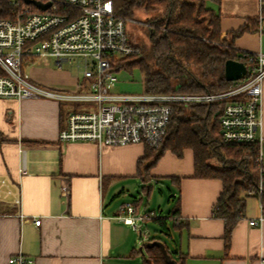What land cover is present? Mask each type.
<instances>
[{"label": "crops", "instance_id": "crops-1", "mask_svg": "<svg viewBox=\"0 0 264 264\" xmlns=\"http://www.w3.org/2000/svg\"><path fill=\"white\" fill-rule=\"evenodd\" d=\"M206 8L220 17L227 41L258 21L257 29L235 38L233 46L240 54H264L259 0H207ZM69 73H41L42 81L49 90H79L81 78ZM66 120L62 104L54 99L0 100V264L18 253L35 264H142L143 255L135 252L136 232L118 215L130 202L127 195L139 188L150 194L151 182L165 181L175 188L173 207L180 204L174 218L175 259L183 257L184 264H264V210L258 197L243 195L245 216L226 248L224 221L214 215L222 182L194 177L191 149L181 158L166 151L147 169L153 159L140 165L147 151L142 144L60 142ZM261 120L264 135V82ZM141 201L131 203L148 213ZM255 220L259 224L250 225Z\"/></svg>", "mask_w": 264, "mask_h": 264}, {"label": "built area", "instance_id": "built-area-1", "mask_svg": "<svg viewBox=\"0 0 264 264\" xmlns=\"http://www.w3.org/2000/svg\"><path fill=\"white\" fill-rule=\"evenodd\" d=\"M35 2L50 6L42 9ZM259 2L263 9L264 0ZM261 19L264 25L263 15ZM129 21L115 11L114 0H0V100L49 98L61 104L76 103L79 108L68 114L66 125L59 132L62 143L94 142L100 147L142 144L152 148H158L166 139L176 105L225 100L220 117L222 140L256 145L259 175L246 196L261 200L264 54H242L247 61V74L237 81L236 88L225 93H116L117 61L139 53L128 35ZM145 24L153 27L147 21ZM48 57L54 59L60 71L66 66L78 70L75 76L83 81L80 79L76 93L49 90L30 79L26 66ZM118 218L141 235L140 223L151 215L138 212L133 203L127 202L120 208ZM33 221L40 224L39 218ZM258 224L256 220L250 222L252 226ZM7 264H35V261L18 253L10 256Z\"/></svg>", "mask_w": 264, "mask_h": 264}, {"label": "trees", "instance_id": "trees-1", "mask_svg": "<svg viewBox=\"0 0 264 264\" xmlns=\"http://www.w3.org/2000/svg\"><path fill=\"white\" fill-rule=\"evenodd\" d=\"M206 1L114 0L118 14L135 19L137 14L143 13L145 21L154 28L149 34L150 43L137 45L139 53L120 59L114 69L118 72L140 70L145 92L150 94H220L236 88L237 82H228L225 78V63L228 60L247 63L234 48V39L246 31H255L258 21L256 27L244 26L232 33L229 41L224 40L221 19L206 8ZM262 12L264 17V7ZM226 102L176 105L166 139L158 148L146 146L140 165L152 158L153 161L146 164L150 169L166 151L181 158L185 149H191L194 177L222 182L223 190L214 206V215L224 221V239L229 248L234 228L245 216L243 195L256 185L259 166L255 144L223 142L220 117ZM213 159H217L220 166L214 165ZM261 203L264 210V194ZM135 208L138 211L136 203ZM179 213L177 201L170 211L174 222ZM154 221L166 228L164 218L155 217ZM146 244L142 251L135 250L143 255L142 264H184L183 257L175 259L167 245L170 260L158 246L147 247Z\"/></svg>", "mask_w": 264, "mask_h": 264}, {"label": "rangeland", "instance_id": "rangeland-1", "mask_svg": "<svg viewBox=\"0 0 264 264\" xmlns=\"http://www.w3.org/2000/svg\"><path fill=\"white\" fill-rule=\"evenodd\" d=\"M144 14L140 13L136 15L135 19H130L128 22V35L129 38L136 45L149 44V34H152L154 28L147 27L145 24ZM144 24V25H143ZM27 73L29 74L30 79L33 82H36L43 88H49L48 84H45L42 81V74L46 72H51L49 74L53 77H57L58 74L62 76H69V72L77 73L78 70L75 67L66 66L64 70L60 71L57 69L54 59L51 57L42 58L38 61H35L33 64H28L26 66ZM119 86L117 92H126V93H145V86L143 81V75L140 70L135 69L133 72L122 70L118 74ZM83 81V78H81ZM70 93H76V91H69ZM63 113L68 116V114L74 109L79 108L76 103L72 102H63ZM212 163L214 165L220 166V163L217 159H213ZM153 190L148 194L147 191L143 189H138L136 192H133L130 195H127L125 199L130 202L141 201L142 205L149 209L148 213L151 215V218L147 219L144 223H140V231L136 232V243L138 251L145 244L152 239L160 240L164 242L172 255L175 252L176 243H178V233L174 227L173 218L170 217V211L173 208V195L174 187L170 185L169 182H163L157 184L156 182L150 183ZM172 190V191H171ZM127 203V202H126ZM153 211V212H152ZM162 217L166 221V227L164 228L158 222L154 221L153 218Z\"/></svg>", "mask_w": 264, "mask_h": 264}, {"label": "water", "instance_id": "water-1", "mask_svg": "<svg viewBox=\"0 0 264 264\" xmlns=\"http://www.w3.org/2000/svg\"><path fill=\"white\" fill-rule=\"evenodd\" d=\"M28 2H31V0L30 1L28 0ZM35 4L42 9H47L50 6V3L41 4L39 2H35ZM246 74H247V67L244 62H240L237 60H228L225 63V78L228 82H237L239 80H242ZM146 245L147 247L158 246L162 250L164 256L168 260H170V255L168 254L166 246L162 241L155 240L148 242ZM142 250L143 247L140 248V251Z\"/></svg>", "mask_w": 264, "mask_h": 264}]
</instances>
